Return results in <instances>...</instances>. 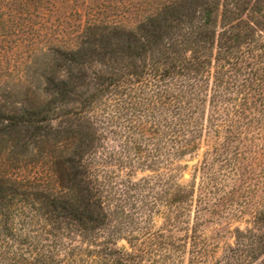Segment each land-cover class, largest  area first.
<instances>
[{
    "label": "trees",
    "instance_id": "obj_1",
    "mask_svg": "<svg viewBox=\"0 0 264 264\" xmlns=\"http://www.w3.org/2000/svg\"><path fill=\"white\" fill-rule=\"evenodd\" d=\"M45 234L9 263L264 264V0H0V241Z\"/></svg>",
    "mask_w": 264,
    "mask_h": 264
},
{
    "label": "rangeland",
    "instance_id": "obj_2",
    "mask_svg": "<svg viewBox=\"0 0 264 264\" xmlns=\"http://www.w3.org/2000/svg\"><path fill=\"white\" fill-rule=\"evenodd\" d=\"M245 157H250V156L246 154ZM194 162L195 161H191L190 165H192ZM33 167H34L33 163L28 165V169H33ZM185 173L190 174V169L184 172L182 178L179 179V177H177L175 180H173L172 183H170L167 186V188L166 187L162 188L161 185L158 183H155L154 185H152L155 192H161V194H163V192H165L166 190V193L162 195V199L157 200L154 213H152L150 220L147 223H145L146 226L151 228L153 232L162 230L163 228L166 227L165 226V215H166L165 212L167 211L166 207H168V200L171 198V194L174 191L175 183L181 182V181H187L190 178V176L185 177ZM151 174H152L151 171H145V172L138 171L134 179H139L144 176L146 177ZM149 201L151 202L154 201V198L151 197ZM248 217H249V213L243 214L242 216H239V217H233L232 219L229 220L230 224L218 225L216 222H208L201 227L200 233L203 236V238H207L209 244L211 245V250L215 251V258L220 257L221 254L227 249V246L234 243V237H233L234 228L236 227L244 228L247 225L246 219ZM25 243H26L25 245L24 244L20 245L16 241V243H13V245H15L14 248L9 249V246H7L6 244L0 241V264H10L9 263L10 257H12V254H10V252L12 250L25 251V252L34 251V253H37L41 246L45 247L51 244L47 240L46 234L43 235L42 242L39 241V239L35 238L31 242L29 243L25 242ZM119 245L127 246L128 244L125 239H121L119 241ZM215 258H213L212 256L211 258H209V261H214Z\"/></svg>",
    "mask_w": 264,
    "mask_h": 264
},
{
    "label": "water",
    "instance_id": "obj_3",
    "mask_svg": "<svg viewBox=\"0 0 264 264\" xmlns=\"http://www.w3.org/2000/svg\"><path fill=\"white\" fill-rule=\"evenodd\" d=\"M190 176V174L189 173H185V177H189Z\"/></svg>",
    "mask_w": 264,
    "mask_h": 264
}]
</instances>
